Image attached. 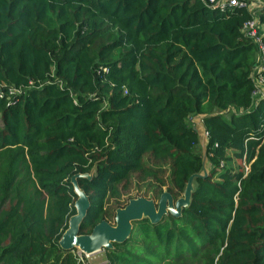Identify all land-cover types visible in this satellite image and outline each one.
I'll use <instances>...</instances> for the list:
<instances>
[{
  "label": "trees",
  "instance_id": "trees-1",
  "mask_svg": "<svg viewBox=\"0 0 264 264\" xmlns=\"http://www.w3.org/2000/svg\"><path fill=\"white\" fill-rule=\"evenodd\" d=\"M239 1L0 0V264H79L84 174L80 234L202 174L107 264H264V0Z\"/></svg>",
  "mask_w": 264,
  "mask_h": 264
},
{
  "label": "water",
  "instance_id": "water-1",
  "mask_svg": "<svg viewBox=\"0 0 264 264\" xmlns=\"http://www.w3.org/2000/svg\"><path fill=\"white\" fill-rule=\"evenodd\" d=\"M206 173L204 169L203 175ZM78 177L90 178V175L71 177L73 190L77 196L74 203L76 214L70 217L68 228L59 240V246L64 251L76 249L88 256L105 249H112L114 244L124 243L131 235L134 222L138 220L147 218L151 223L157 224L168 214L179 216L181 209L189 204L193 181L195 178L202 177V174L189 177L183 196L175 202L167 192H163L157 201L143 197L132 199L124 208L116 210L113 224L102 220L92 228L89 234H80L79 231V226L89 208V200L77 183Z\"/></svg>",
  "mask_w": 264,
  "mask_h": 264
},
{
  "label": "built area",
  "instance_id": "built-area-1",
  "mask_svg": "<svg viewBox=\"0 0 264 264\" xmlns=\"http://www.w3.org/2000/svg\"><path fill=\"white\" fill-rule=\"evenodd\" d=\"M208 3L219 7L220 10H223L226 5L245 6L244 3H241L239 0H208ZM244 30L246 34L252 37L256 42L260 41V37L257 35L258 28L255 26L254 20L247 21L244 25ZM260 51H261V63L260 65H258L259 67L262 65V63H264V47L261 44H260ZM260 69H262V67H260ZM263 84H264V77H259L256 80V86H260L263 88ZM257 90H258V87H257Z\"/></svg>",
  "mask_w": 264,
  "mask_h": 264
},
{
  "label": "rangeland",
  "instance_id": "rangeland-1",
  "mask_svg": "<svg viewBox=\"0 0 264 264\" xmlns=\"http://www.w3.org/2000/svg\"><path fill=\"white\" fill-rule=\"evenodd\" d=\"M253 1H255V0H253ZM251 8L254 10V9H257V6L254 4V5H252ZM256 99H257V95H255V100ZM194 121H196L195 118H194ZM194 126L196 128H199V125L195 122H194ZM199 135H200L201 140H200L199 146L196 149V152L198 154L202 155L203 154V147H204V137H203V134H202L200 129H199ZM193 183H194V181H193ZM157 200H155V201H157ZM113 223H114V221H113ZM74 254L78 258L79 264H107V259H106L104 251H99L95 254H91V255L86 256L83 253H81L80 251L76 250V251H74Z\"/></svg>",
  "mask_w": 264,
  "mask_h": 264
},
{
  "label": "crops",
  "instance_id": "crops-1",
  "mask_svg": "<svg viewBox=\"0 0 264 264\" xmlns=\"http://www.w3.org/2000/svg\"><path fill=\"white\" fill-rule=\"evenodd\" d=\"M252 7V6H251ZM258 87V90H257V92H256V95H257V99L259 98V97H261L262 96V87H260V86H257ZM256 99V100H257Z\"/></svg>",
  "mask_w": 264,
  "mask_h": 264
}]
</instances>
